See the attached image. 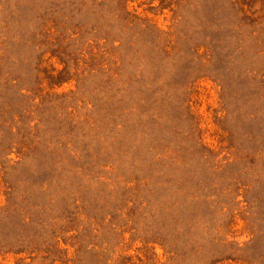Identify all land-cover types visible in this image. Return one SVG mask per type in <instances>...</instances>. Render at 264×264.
<instances>
[{
    "label": "rangeland",
    "instance_id": "rangeland-1",
    "mask_svg": "<svg viewBox=\"0 0 264 264\" xmlns=\"http://www.w3.org/2000/svg\"><path fill=\"white\" fill-rule=\"evenodd\" d=\"M0 264H264V0H0Z\"/></svg>",
    "mask_w": 264,
    "mask_h": 264
}]
</instances>
